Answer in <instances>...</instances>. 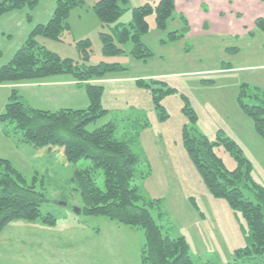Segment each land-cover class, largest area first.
Listing matches in <instances>:
<instances>
[{"label":"rangeland","instance_id":"1","mask_svg":"<svg viewBox=\"0 0 264 264\" xmlns=\"http://www.w3.org/2000/svg\"><path fill=\"white\" fill-rule=\"evenodd\" d=\"M76 1L60 40L41 34L35 39L47 50L78 65L105 62L124 67L125 70L107 73L99 81L104 88L101 103L107 113L86 129L93 131L112 123L118 139L134 142L146 162L145 177L136 179L134 185L146 200L160 202L151 210L154 219L165 228V234L185 237L196 264H264V259L237 260L235 251L252 243L247 222L226 199L209 193L183 140L185 126L210 142L230 138L251 163L252 177L264 188V139L256 133L252 119L242 112L238 102L243 84L248 85V91L264 88V32L254 27L255 20L264 16L263 3L186 0L187 8L176 9L165 31L157 29L153 12L146 16L149 32L142 38L153 56L143 61L129 54L133 48L130 41L120 45L124 53L104 55L101 33L112 34L114 25L103 26L97 18L93 6L98 0ZM127 1L126 10L117 20L119 25L127 26L132 21L133 8L158 2ZM55 2L39 0L30 12L31 21H27L25 9L0 16V66L12 58L35 25L49 20ZM170 32L184 33V37L170 40ZM251 32L253 36L249 35ZM85 40L90 42L88 48L79 43ZM71 79L62 75L49 80ZM137 79H157L166 86L158 84L154 88L172 89L160 99L167 115L163 121H159L151 93L137 85ZM30 82L36 84L21 85ZM41 82L0 84V112L12 89L24 102L42 111L89 106L84 85L51 87L38 84ZM187 108L194 111V121ZM214 150L227 170L238 166L222 143L215 145ZM0 157L10 160L29 183H35L44 195L41 213L55 218L53 226H45L39 220L10 222L0 234V264H140L145 243L142 229L107 217L79 215L74 210L81 207L72 182L74 170L90 166V161L70 163L60 147L36 148L14 130L13 124L1 122ZM158 214H162L161 218ZM45 243L47 255L43 251Z\"/></svg>","mask_w":264,"mask_h":264},{"label":"trees","instance_id":"2","mask_svg":"<svg viewBox=\"0 0 264 264\" xmlns=\"http://www.w3.org/2000/svg\"><path fill=\"white\" fill-rule=\"evenodd\" d=\"M260 1L264 5V0ZM127 2L98 0L93 6L94 13L103 26L114 25L113 35L101 33L103 54L120 55L124 53L120 45L130 41L133 48L129 54L136 60L144 61L153 56L142 41L149 32L146 16L154 12L157 29L165 31L167 21L173 19L176 12L175 0H158L155 5L146 3L133 8L132 21L127 26L119 25L117 20L126 10ZM38 3L39 0H0V16L25 9L26 19L31 21L30 12ZM75 3L76 0H56L49 20L35 25L12 58L0 66V84L44 81L66 75L77 84L84 85L89 106L87 109L78 110L42 111L24 102L18 91L12 89L0 112V122L13 124L14 130L36 148L60 147L70 163L90 161V166L76 168L72 177L81 200V214L107 217L118 224L142 229L145 243L140 252V264H196L185 237L165 234V228L154 219L151 210L160 202L146 200L134 185L136 179L145 177L146 167V162L135 148L134 142L118 139L115 135L116 127L112 123L93 131L86 129L89 123L107 113L101 103L104 88L99 81L107 73L125 70L124 67L105 62L95 66L78 65L72 59H63L47 50L35 39L37 34H41L49 39L60 40L61 32L68 27L69 10ZM254 27L256 31L264 32V16L255 20ZM186 29L184 27V31ZM176 33H169L170 40L184 37V33ZM249 35L253 36L254 32ZM79 43L83 48L90 46L88 40ZM135 83L151 93L159 121L167 118L160 99L172 92V89H165L163 86L166 83L157 79H150L149 82L137 79ZM158 84L163 86L153 87ZM248 90V85L241 86L239 106L252 119L256 133L264 139V89L254 87L253 91ZM187 110L191 111V119L194 121V111L189 108ZM183 140L209 193L216 198L226 199L232 209L241 211L247 222L252 243L235 251L237 260H263L264 188L252 177L251 163L230 138L220 137L218 141L210 142L204 135L185 126ZM219 143L238 162L234 170H227L216 155L214 146ZM43 200V192L36 189L35 183H29L10 160L0 157V234L12 221L39 220L45 226H53L55 218L51 214L41 213ZM160 216L162 214H158V218Z\"/></svg>","mask_w":264,"mask_h":264},{"label":"crops","instance_id":"3","mask_svg":"<svg viewBox=\"0 0 264 264\" xmlns=\"http://www.w3.org/2000/svg\"><path fill=\"white\" fill-rule=\"evenodd\" d=\"M175 4H176V9H177V11H179L180 9L181 10H185V8H187V2H186V0H175ZM178 6H179V8H178ZM21 15V17L23 16L22 15V13H20ZM24 16H25V14H24ZM22 20V19H21ZM6 64V63H5ZM53 78H56V77H53ZM53 78H49V79H53ZM49 79H47V80H44V81H42L41 83H38V84H43V85H49V86H51V87H58V86H74V85H76V86H78L79 84H77L76 83V81H74L73 79H71L70 81H63V82H61V81H53V82H51ZM23 84H25L26 86H32V85H35L36 83H34V82H30V83H22L21 85H23ZM10 87V86H9ZM262 89V88H261ZM264 89V88H263ZM58 91L59 90H62V88H58L57 89ZM48 250V244L47 243H45L44 244V248H43V251L45 252V255H47L46 254V251ZM41 252H42V249L40 248V254H41ZM39 254V255H40Z\"/></svg>","mask_w":264,"mask_h":264},{"label":"water","instance_id":"4","mask_svg":"<svg viewBox=\"0 0 264 264\" xmlns=\"http://www.w3.org/2000/svg\"><path fill=\"white\" fill-rule=\"evenodd\" d=\"M74 210H75V212H76L77 214L81 215V209H80V208L76 207Z\"/></svg>","mask_w":264,"mask_h":264}]
</instances>
